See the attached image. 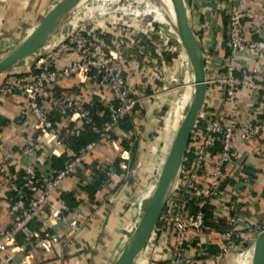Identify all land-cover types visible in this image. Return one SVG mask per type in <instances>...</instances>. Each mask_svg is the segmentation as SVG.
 <instances>
[{
	"label": "crops",
	"instance_id": "0c3cea01",
	"mask_svg": "<svg viewBox=\"0 0 264 264\" xmlns=\"http://www.w3.org/2000/svg\"><path fill=\"white\" fill-rule=\"evenodd\" d=\"M57 1L0 0V46L26 34ZM184 1L189 23L203 51L206 78L215 80L223 75V65L230 54L225 14L228 1ZM238 3L253 11L264 10V0H239ZM75 32L84 38L88 46L101 43L111 52L122 50L126 82L138 102L128 124L124 128L119 126L115 136L120 148L131 149V160L142 162L139 178H152L153 172L143 170L151 168L149 162L157 163L162 159L164 148L168 154L172 143L165 147V129L162 127L160 111L164 106L162 99L178 74L174 59H169L152 28L140 29L129 23L115 25L108 21H89L76 27ZM40 55L29 56L30 60L26 58L25 61L35 63ZM65 64L67 61L63 59L56 62L55 66ZM25 67L26 64L22 66L23 70H26ZM2 80L0 74V84ZM189 82L191 84L192 79ZM55 89L69 95L78 92L84 102L97 105L103 114L107 110V101L98 95L94 77L89 84H81L77 89L73 88L71 78H60ZM206 90L204 106L227 122L231 103L225 96L223 84L219 80L208 81ZM0 100V169L19 174L27 162L23 146L34 133L32 116L21 112L17 95L3 93ZM251 101V90L240 86L236 104L241 125L264 112V96L255 102L253 108L249 106ZM85 132L86 129L80 135ZM236 146L244 153V157L240 164L225 165L221 188L227 197L216 199L209 207L207 222L199 238L189 247L182 264H239L243 254L241 245L250 237L248 228L264 218V128L257 138L251 141L238 140ZM56 147L54 138L47 135L42 148L35 150L42 174L46 173L49 166H57L64 161L53 153ZM119 160L117 152L107 144H97L84 162L63 181L60 189L49 196V204L60 208L64 215V221L52 224L49 229V232L59 236V242L48 249L33 247L30 263L23 254L14 253L6 259H0V264H110L139 219L136 206L128 196L132 176H127L116 186L103 188L98 185L105 168ZM143 192L145 194L147 190ZM9 198L6 181L0 174V228L9 225L15 218L13 208L8 206ZM231 214L237 215L239 243L223 253L222 231L228 227ZM74 217L79 219L81 225L70 236L68 221ZM174 242V238L168 237L166 224L160 221L153 242L146 246L145 255L155 258V264H167L173 252L167 254L165 248L167 244L174 245ZM165 253L166 258H163Z\"/></svg>",
	"mask_w": 264,
	"mask_h": 264
},
{
	"label": "built area",
	"instance_id": "2783aa9c",
	"mask_svg": "<svg viewBox=\"0 0 264 264\" xmlns=\"http://www.w3.org/2000/svg\"><path fill=\"white\" fill-rule=\"evenodd\" d=\"M227 1L226 35L230 54L224 62L223 75L215 80H207L205 76V84L217 80L223 84L225 96L231 103L230 117L227 122L223 121L204 106V98L190 134L192 156L184 155L158 219V222L166 224L169 239L175 240L174 245H166L165 252H173L167 264H182L189 247L199 238L205 226L206 208L213 205L216 199H226L227 193L221 188L225 165L240 164L244 157L236 146L237 141H251L264 128V112L241 125L236 104L240 86L251 90V108L264 96V10L245 8L238 3L239 0ZM36 54L42 55L35 63H26V70L19 66L7 74L3 71L0 84V95L6 93L20 98V110L31 114L34 132L23 146L27 162L22 171L15 174L0 169L10 193L8 206L15 214L9 225L0 228V259L21 253L28 263L33 247L48 249L59 242V236L49 232V229L52 224L64 221V215L60 208L49 204V196L60 189L63 181L84 162L97 144H107L120 158L117 164L107 167L101 187L116 186L127 176H132L128 196L139 217L157 182L149 181L144 194V187L136 180L141 162L131 160V149L120 148L115 136L120 122L134 115L138 102L126 82L122 50L111 52L101 43L88 46L84 38L71 29L56 37L51 36L33 55ZM63 59L67 64L55 66ZM92 77L95 78L98 95L107 101V119L102 123H98L94 116L101 117L103 111L93 110V104L84 102L81 94L74 92L69 95L55 89L60 78H71L73 88L77 89L81 84H89ZM85 129L97 138L73 149L70 140ZM47 135H51L56 143L53 153L64 161L57 166H49L42 174L34 152L42 148ZM42 180L45 182L42 183ZM157 224L133 264L156 263V259L146 256L144 251L155 238ZM80 225L76 217L68 221L70 236ZM257 228L260 231L264 229V218L248 230L252 232ZM20 235L22 238L19 241ZM222 236L223 253L238 245L240 233L236 214L230 215ZM166 253L163 258H166Z\"/></svg>",
	"mask_w": 264,
	"mask_h": 264
},
{
	"label": "water",
	"instance_id": "95a60500",
	"mask_svg": "<svg viewBox=\"0 0 264 264\" xmlns=\"http://www.w3.org/2000/svg\"><path fill=\"white\" fill-rule=\"evenodd\" d=\"M79 0H58L40 18L31 32L15 47L0 57V74L14 63L26 59L49 40L60 18L70 12ZM176 18V30L192 66L194 89L188 107L175 132L170 149L156 185L145 207L116 258L110 264H132L144 247L158 222L167 196L183 162L190 134L205 98L204 57L200 43L189 23L184 0H172ZM133 178H130L132 180ZM251 264H264V229L258 232L253 243Z\"/></svg>",
	"mask_w": 264,
	"mask_h": 264
},
{
	"label": "rangeland",
	"instance_id": "374dc122",
	"mask_svg": "<svg viewBox=\"0 0 264 264\" xmlns=\"http://www.w3.org/2000/svg\"><path fill=\"white\" fill-rule=\"evenodd\" d=\"M98 4L103 7L102 12L98 11ZM118 5L123 8L128 7L129 12L125 14L123 12H120L119 9L115 10ZM82 6L84 8H93L94 12L82 14L81 8H78L72 12L70 11L62 18H60L58 25L56 26L50 37L54 35L56 37L59 33H64L71 29H75L76 27L82 26L89 21H95L96 23L100 21L105 23L106 21H108L111 23L113 22V24L115 25L129 23L140 29H154L156 32L155 34L157 35V38L160 39V43L163 44V48L167 52L166 54L168 55L169 59H174L173 61L176 66L175 69H177L178 74L177 77H175L176 79L173 80L172 84H170V87L166 91L164 99H162L164 106L162 107V112L160 111L162 116V127H164L165 129V147H169V144L174 138L177 127L188 107L192 95L191 84L189 81L193 78V71L191 70L192 67H190L191 64L189 66L190 61L187 52L186 50H184V46L180 41V38L178 37L176 28L170 25L169 20L166 14H164L161 5H159L154 0H87ZM38 21H36L35 23L37 24ZM33 26L29 30H31ZM23 36L4 43V46H0V57L4 56L9 50L15 47V45L20 42V39ZM31 56H33V54ZM27 60H30V58L27 57ZM26 63L27 61L23 59L13 67H9L7 70H5L4 73L7 74L14 68L19 66L22 67ZM158 143L160 145L162 144L160 142ZM165 149L166 148H164L163 150V154L161 155L162 159L160 161H158L157 163L149 162V166L151 165V168L148 167V169L143 170L144 172H153V177H147V179L145 180L144 177H141L140 179L138 176V178L136 179L137 181H140L141 186H143L145 190L147 189L146 184L149 181L157 180L162 171L165 159L167 157V150ZM142 165L143 164L141 162V166ZM140 169L141 167L139 168V170ZM258 232H260L259 228L250 232L249 239L241 245L242 250L248 248L247 245Z\"/></svg>",
	"mask_w": 264,
	"mask_h": 264
},
{
	"label": "bare ground",
	"instance_id": "6f19581e",
	"mask_svg": "<svg viewBox=\"0 0 264 264\" xmlns=\"http://www.w3.org/2000/svg\"><path fill=\"white\" fill-rule=\"evenodd\" d=\"M85 1L87 0H79L75 5L74 7L70 10L71 12L72 11H75L76 9L78 8H81V13L82 14H86V13H92L94 12L93 8H84L82 5L85 3ZM155 2H157L159 5H161L162 7V10L164 12V14H166L168 20H169V23L171 26H174L176 28V18H175V12H174V7H173V4H172V0H154ZM109 2V1H108ZM113 2V1H112ZM101 3V2H100ZM116 4V3H115ZM97 6V5H96ZM98 8V11L102 12V6L100 4H98L97 6ZM120 10V12H123V13H128L129 12V8L128 7H121V6H117L115 8V10ZM35 26V25H34ZM33 26V27H34ZM33 29V28H32ZM31 29V30H32ZM31 30H29L21 39L20 41L26 36L28 35ZM185 50V48H184ZM19 62V61H18ZM17 63V62H16ZM16 63H14L13 65H15ZM191 64V63H189ZM192 67V66H190ZM192 70V69H191ZM193 89H194V80L192 78V83H191V94L193 92ZM254 239L255 237L250 241V243L247 245L248 248L244 249L242 252V256L240 257V260H239V264H251V258H252V253H253V243H254ZM240 252V254L242 253ZM238 254V255H240ZM138 256V255H137ZM136 256V258H137ZM136 258L134 259L133 263L136 261ZM132 263V264H133Z\"/></svg>",
	"mask_w": 264,
	"mask_h": 264
},
{
	"label": "trees",
	"instance_id": "16d2710c",
	"mask_svg": "<svg viewBox=\"0 0 264 264\" xmlns=\"http://www.w3.org/2000/svg\"><path fill=\"white\" fill-rule=\"evenodd\" d=\"M95 109H99V107L94 104L93 105V110H95ZM94 118H95V120L98 123H102V122L106 121V119H107L106 112L101 117L94 116ZM129 120H130V118H125L124 120H122L120 122L119 126L124 128L128 124ZM96 138H97V136L94 133H92L90 130L86 129V132L84 134H82V136L80 135L78 137L72 138L70 140V145H71V147L73 149L76 150V149L80 148L81 146H83L86 142H88L90 140H94ZM191 150H192L191 141H189L188 144H187V147H186L185 156H187V157L192 156ZM106 171H107V168H105V173L103 174V176L98 181V185L99 186H101L102 181L106 177ZM206 211H207L206 213H207V218H208L209 215H210V208L209 207L206 208ZM206 222H207V220H205V224H206ZM21 238H22V236L20 235L19 236V241H20Z\"/></svg>",
	"mask_w": 264,
	"mask_h": 264
}]
</instances>
